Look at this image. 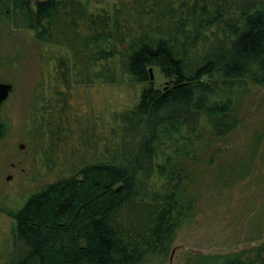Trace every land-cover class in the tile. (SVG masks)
<instances>
[{
	"label": "trees",
	"instance_id": "trees-1",
	"mask_svg": "<svg viewBox=\"0 0 264 264\" xmlns=\"http://www.w3.org/2000/svg\"><path fill=\"white\" fill-rule=\"evenodd\" d=\"M89 4L0 0V24L31 31L39 47L33 131L40 167L55 177L12 212L7 264L163 261L193 215L196 150L228 140L238 101L264 86V0ZM149 67L171 84L153 87ZM123 79L130 98L105 111L91 104L89 88ZM5 130L0 121V140ZM214 155L206 165L219 164L223 185L248 175L253 158L226 166ZM190 264H264V239L246 255L195 254Z\"/></svg>",
	"mask_w": 264,
	"mask_h": 264
},
{
	"label": "rangeland",
	"instance_id": "rangeland-1",
	"mask_svg": "<svg viewBox=\"0 0 264 264\" xmlns=\"http://www.w3.org/2000/svg\"><path fill=\"white\" fill-rule=\"evenodd\" d=\"M96 2L89 0L90 11ZM38 51L31 31L0 24V83L11 87L0 104V121L6 129L0 140V264H7L12 212L30 192L55 178L40 167L38 136L33 131L32 92L44 74ZM152 74L151 85L161 88L165 79L156 69ZM123 80L89 88L91 104L105 111L109 103L130 98L134 87ZM238 108L241 122L228 140L196 150L201 162L190 164L193 172L187 187L194 199L193 215L176 230L164 260L149 264H190L195 254L242 256L264 239V86H250ZM200 139L204 144L206 134L201 133ZM210 154L226 166L231 159H239L241 165L253 158L245 166L248 175L223 185L216 170L219 164L206 165Z\"/></svg>",
	"mask_w": 264,
	"mask_h": 264
},
{
	"label": "water",
	"instance_id": "water-1",
	"mask_svg": "<svg viewBox=\"0 0 264 264\" xmlns=\"http://www.w3.org/2000/svg\"><path fill=\"white\" fill-rule=\"evenodd\" d=\"M147 75H148V80L152 81L153 80V74H152V69L149 67L147 68ZM171 81H166L163 83V89L170 85ZM10 85L6 84V83H0V104L6 99L9 91H10ZM18 147L20 148L21 145H18Z\"/></svg>",
	"mask_w": 264,
	"mask_h": 264
}]
</instances>
